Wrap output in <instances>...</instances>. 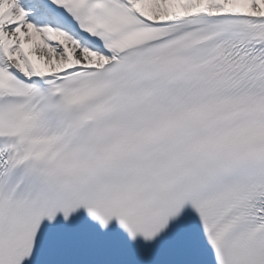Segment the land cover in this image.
Wrapping results in <instances>:
<instances>
[{
    "label": "snow or ice",
    "instance_id": "snow-or-ice-1",
    "mask_svg": "<svg viewBox=\"0 0 264 264\" xmlns=\"http://www.w3.org/2000/svg\"><path fill=\"white\" fill-rule=\"evenodd\" d=\"M0 264H264V0H0Z\"/></svg>",
    "mask_w": 264,
    "mask_h": 264
}]
</instances>
